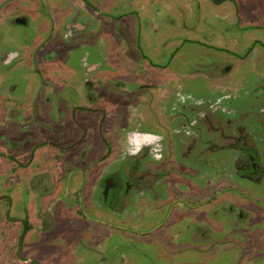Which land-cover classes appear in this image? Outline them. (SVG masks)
<instances>
[{"label": "flooded vegetation", "instance_id": "obj_1", "mask_svg": "<svg viewBox=\"0 0 264 264\" xmlns=\"http://www.w3.org/2000/svg\"><path fill=\"white\" fill-rule=\"evenodd\" d=\"M141 1L146 0L134 2ZM208 1L220 7L228 5L221 15H235L236 28L242 34L264 27L254 21L264 13V0ZM83 2L96 8L100 7L98 2L105 1ZM121 2L123 6L132 3ZM16 5L14 0H0V67L7 68L6 75L15 68L30 73L29 67L37 63L43 68L37 69V65L20 84L4 81L6 76L0 75V177L7 175L5 182L0 179V243L11 249L6 261L0 254V264H55L61 241L69 244L70 251H91L95 261L99 253L102 257L105 251L117 248L121 237L131 242L137 237L149 238L151 244L164 243L169 250L178 243L180 248L186 247L188 237L215 242L230 239L239 243L234 245L238 249L256 243L257 238L264 242V234L252 229L264 224V192L246 188V183L264 188V151L252 141V129L235 125L234 117H222L221 113L233 112L221 104V98L213 109L216 115L205 104L204 111H199V118L206 123L191 120L193 112L204 106L202 100L176 108L177 100H184L175 89L184 86L176 78L179 73L170 63L155 61L145 52L146 48L160 51L170 61L178 52L175 49L169 57L171 45L162 49L149 34L160 30L170 12L160 27L150 25L146 30L144 25L140 27L139 12L134 10V23L114 25L133 43H118L117 60L108 58V53L98 62L84 59V71L78 76L71 74L68 56L86 46L100 49L103 45L105 53L111 45L105 24L115 17L101 15V7L97 16L90 12L82 19L83 11L70 12L66 26L43 49L51 35L42 31L39 21L33 30L35 13L25 15L29 7L17 9L20 5ZM121 13L117 18L125 12ZM187 17L179 13L176 20L181 19L184 25ZM224 25L223 29H229V23ZM18 28L22 30L17 33ZM198 28L188 29L195 34ZM99 31L96 41L89 39ZM16 39H25L21 52L13 48ZM233 39L236 35L230 41ZM186 40L219 47L204 39ZM256 42L245 43L243 56L236 53L239 63L252 62L247 65V76L233 80L234 65L221 66L219 74H211L216 86L240 92L260 85L250 82L258 73L264 78V70L255 64L257 61L264 66V43ZM258 49L263 56L253 57ZM134 50L135 57L130 58ZM247 57L251 59L245 61ZM157 70L164 73L157 74ZM58 82L72 86L73 91L53 97ZM144 124H150L152 130H142ZM207 125L219 132L218 143H210L208 151L190 156L194 149L205 148ZM137 143L142 145L141 151L129 154V147ZM178 148H184L179 155ZM115 251L118 254V248ZM116 254H111V264Z\"/></svg>", "mask_w": 264, "mask_h": 264}, {"label": "rangeland", "instance_id": "obj_2", "mask_svg": "<svg viewBox=\"0 0 264 264\" xmlns=\"http://www.w3.org/2000/svg\"><path fill=\"white\" fill-rule=\"evenodd\" d=\"M83 1L30 0L31 3H28L24 0H14V3L15 6H17V3L20 5L17 9L29 7V12H25V15H29L28 13L30 12L35 13L36 18L32 16L31 22V28H33V30L38 27L39 21V25L44 28L42 31L48 32L51 35L50 38L52 37V39L48 43H46L47 40L45 41L43 49L47 48L50 43L53 42V39L56 37L57 31L66 26L65 23H67V21L69 20L70 12L74 11L75 13H78L83 11V16L81 17L82 19L86 18V16H88L90 12H92L93 16H97V12L101 10V7L104 8L101 15H107L105 16L106 18L115 17L114 19L109 18L108 20L110 23L105 24V27L109 29V36L111 39V45H108V47L106 46L107 48L105 49L107 50H105V53L102 52V50H104L103 45L101 46V44L98 43L97 45L101 46L100 49H98V46L81 47L73 50L71 52V56H68V59H71L68 64L69 68L71 69V74H79L78 76H80L84 71V67L82 65L84 63V59L86 60V62L88 61V63H94L100 61V57H103L105 56L104 54L108 53V58L117 60L118 43L123 40L127 41V43L130 44L133 43V41H130L128 39V35L119 34L120 31L118 30V28L116 30V27H114L116 23L121 22L124 25L126 23H134V16L138 11L139 16L137 14V22L139 23V21H141L142 24L140 27L144 25V28L146 30H149L150 25L151 28H153V26H155L156 24L158 25L157 27H160V25L162 24L161 22L165 20L164 18L166 12H170L169 19L167 20V22H165V24L162 25L160 30L154 33L149 32V34H151V40H154V42L157 43L158 46L162 49H165V47L162 46H166L167 44L171 45L170 50H168L169 57L174 54L175 49H177L178 52L174 55V58L171 61L165 60L164 57L160 55V51H154L151 48H146L145 52L153 59H155V61H159L162 64L170 63L173 71L175 70L179 73L176 78L183 81L181 82V85L184 86H180L177 88L175 87V89L176 92L178 91L180 95L184 96V100H177V103L175 104L176 108L183 109L184 103L189 102L192 104L193 102L201 99L203 105L205 104L214 113L213 109L214 106H216V103L218 101L217 99L221 98V104L223 106L230 107L231 112H233L231 114L226 112L221 113V115H224L222 117H227L229 119H233L234 117L236 118L233 119V122H236L235 125L246 126L248 130L252 129V137L254 138V140L252 141H254V143H256L257 145L260 144L262 146V151H264V78L261 77L262 74L258 73L257 75H252L250 81L253 82L252 85H254V82H258V84L260 85L254 88L247 86L245 90L240 92H235L234 88L232 89L218 87L213 83L211 79V74L213 75V72L218 73L220 69L219 67H225L229 64H232V66L234 65V68L232 70L233 76H231L233 80H238L240 79V77L245 76L247 74L246 71L249 70L247 68V65H250V63H252L251 61L246 60L251 59V57H247L245 59L246 62L239 63L240 61H238L237 59L239 57L236 53L241 54V56L245 54V43H247L248 46L249 44L259 43L256 42L257 40H260L264 43V27L256 28L252 32H249L248 35L242 34L240 33L238 27L236 28L235 15L231 14L227 18L222 17L225 14L222 12L225 8L228 7V5L226 4L227 6L220 7L218 4L211 3L208 0L205 3H199V1L201 0H146L145 2H134L135 0H128L132 3H126L125 6H123L121 0H104L105 2L103 3L98 2L100 7L96 8H92L90 4ZM198 5L200 6V8L198 7ZM254 5L257 6L258 3L254 2ZM134 10L137 11L135 12ZM123 11L125 12L124 15H121L120 18H117L118 14H122L121 12ZM113 13L116 15L113 16ZM179 13L188 15V17L185 19L184 25L181 24V19L180 21L176 20V17H178ZM221 13L223 15H221ZM251 15L254 16L252 13L248 14V16ZM103 16L102 18L104 19L105 17ZM129 16L132 18L129 19ZM197 16L200 17L199 24ZM220 16L222 18H220ZM258 16L259 18L254 21H258V23L264 26V13H261ZM99 17V22H102L100 21L101 16ZM95 20L97 21L96 18ZM224 22L229 23V29H223L225 27ZM102 26L103 24L99 26L100 31ZM189 26H193L196 28L198 26V32L196 30L195 34H193L192 30L189 31ZM31 28H25L24 30L28 31L29 34H31L33 33V30H31ZM20 30L22 29L18 28L17 33ZM99 32L98 34L95 33L93 37H90L89 39H93L94 41H96L95 39L97 38V36L101 34V32ZM125 33L128 34L127 31ZM82 35H84V33ZM235 35L236 40L233 39L231 42L230 39ZM121 37H123L124 39ZM82 38L86 37L82 36ZM192 38H196L201 41L204 39L205 42L211 43L212 45H218L219 47L215 48L210 45L200 44L198 43L199 41L196 40H186ZM179 39L181 40L179 41ZM23 41H25V39L14 40V50H18L21 52L23 49V43H26ZM259 45L260 44H258L257 46L260 47ZM135 53L136 51L134 50V54L130 58H134ZM257 56H263L262 50L254 51L253 57ZM116 63L118 64V62ZM255 64L256 66L259 65L258 70H264V66L262 67L260 63L255 61ZM36 66L37 69L43 68V66L37 63L29 67L30 73H22L19 71L20 69L15 68V70L12 69L11 72H8V75H6L7 68L0 67V75L6 76L4 77V81H17V83L20 84L24 76L31 75L35 70H37ZM143 68L144 67L142 66V69ZM161 73L164 72L157 70V74ZM216 76L217 74H215L213 78H215ZM64 85H66V83L62 85L58 82L55 85L56 90L52 96L57 97L58 93L60 92L73 91L72 86L65 87ZM58 86L61 87L58 88ZM62 95L63 94H59V96ZM72 95L75 97L73 93ZM205 105H201L199 109H196V111L193 112L194 116H190V119H195L197 124L198 121L201 123V125H203V123H206L203 117L199 118V111H204V107H206ZM205 111L207 112V110ZM132 112L134 114V111ZM218 112L220 113L221 111ZM217 115L219 116V114ZM252 125L255 129H253ZM205 129V148L200 150L194 149L190 156H196L200 152L208 151L210 148H212L208 146V144L210 143H218L219 132L209 129L208 125ZM142 130H152V126L150 124H144ZM221 143H223L222 140ZM183 149L184 148H178V150L176 151L177 155L181 154ZM70 154L74 155L77 154V152H71ZM0 179L4 180L5 182L7 179V175L1 176ZM246 185L247 189H250L251 191L258 194L264 192V188H259L248 183H246ZM25 188L26 186L24 187V195L27 196ZM3 222L5 225L7 224L5 221ZM147 228L149 227L147 226L146 229ZM252 229L257 230L258 235L264 234V224L260 223L254 225ZM251 237V241H253L254 238L253 236ZM238 238L242 239L240 237ZM191 239V237H188L186 239L185 243L188 244L186 247L180 248L179 245L181 243H175L178 248L176 247L177 249L175 248L174 250H169L164 243L155 245L151 244L149 242V238L142 240L137 237L134 242H131L129 239H123L121 237L120 245L117 247L118 254L115 253V250L117 248L111 250L110 253L113 255L116 254L113 264H264V242L261 238H257L256 243L251 242L250 245L246 248L241 246L240 249L234 248V245L236 243H239L230 241V239L228 241H225L223 239L222 241L216 242L213 239ZM70 249L71 248H69V244L61 241L56 249V252L59 256L55 258V264H111L112 259L110 257L112 256L109 252L105 251L102 257L99 253V255L96 257V261L98 262L97 263L94 259H91V257L93 256L91 251L88 252L87 249L80 248L78 252H73L70 251ZM10 251L11 249L9 245H7L5 242L2 244L0 243V254L2 255L3 259H5V257L10 254Z\"/></svg>", "mask_w": 264, "mask_h": 264}, {"label": "clouds", "instance_id": "obj_3", "mask_svg": "<svg viewBox=\"0 0 264 264\" xmlns=\"http://www.w3.org/2000/svg\"><path fill=\"white\" fill-rule=\"evenodd\" d=\"M141 147H142V145L139 143H137L134 146L129 147V149H128L129 154L136 155L137 153H139L141 151ZM156 158H158V156Z\"/></svg>", "mask_w": 264, "mask_h": 264}]
</instances>
